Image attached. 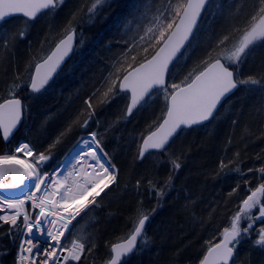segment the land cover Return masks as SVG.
Listing matches in <instances>:
<instances>
[{
    "label": "trees",
    "instance_id": "1",
    "mask_svg": "<svg viewBox=\"0 0 264 264\" xmlns=\"http://www.w3.org/2000/svg\"><path fill=\"white\" fill-rule=\"evenodd\" d=\"M65 1L54 14H43L31 23L30 27L34 30L29 27L28 35L18 42L21 45L17 50L9 51L0 46V102L8 97V86L15 75L21 73L26 77L28 62L32 60L34 64V57L47 54L51 47L47 42L40 51L41 41L45 40L47 32L60 33L70 18L68 7L72 13L82 3V0ZM163 2L150 0L151 12L147 17L144 15L146 0H105L91 20L87 16H78L75 24L76 47L72 57L39 94H31L26 86L21 88L17 95L25 105L22 124L8 143H3L0 138V155L12 153L14 146L22 140L30 143L35 154L43 152L49 155L41 169L42 173H48L60 165L84 135L96 131L103 137L102 146L118 170L117 183L106 190L107 195L102 193L97 197L99 207L90 205L69 227L74 233L90 237L97 245L94 254L88 257V264H102L109 257L110 244L126 237L130 221L137 215L138 209L151 214L145 228L149 243L145 246L140 241L139 250L127 264H198L207 250L205 242L214 236L219 238V233L229 226L231 216L246 198L247 188H255L261 182L255 171L264 166V89L259 87L250 90L249 86H240L224 102L215 119L203 126L182 131L166 153H153L143 163L134 159L140 134L164 107L162 93H154L147 107L136 110L127 119L122 118L128 103L123 94L108 104L93 100L95 116L89 126L75 127L59 143H55L70 120L86 109L85 100L101 86L102 78L126 51L128 45L125 42L138 38V31L147 25L152 13ZM249 3L250 0H212L187 51L171 66L168 83H179L199 62L211 32L226 27L230 22L229 11L234 12L239 5L247 8ZM217 4H222L223 9L213 19ZM24 21L13 18L2 24L0 45L3 38L23 26ZM25 43L31 46L26 47ZM253 56L250 55L241 65L240 71L242 75L259 78L264 71L258 68L251 71L247 67ZM118 119L119 123H114ZM110 124L114 126L105 133ZM129 136L132 137L130 142L127 140ZM176 157L180 158L182 167L175 172L171 188L160 201L163 208L157 213L161 204L151 206L155 195L150 194L147 182L149 179L162 181L167 178L171 171L169 161ZM221 161L228 167L221 170ZM237 167L244 175L235 171ZM248 169L254 171L248 172ZM137 180L141 181L139 190L136 188ZM245 180L249 182L247 185ZM237 185V191L229 195ZM263 225L258 223L256 227ZM7 230L8 225L0 227V264H14L21 237V234L15 238L6 237L4 233ZM254 236L255 232L252 240ZM65 237L72 238L68 233ZM239 247L234 261L241 260V264H247L250 253L246 252L253 248L248 239L242 240ZM241 256H244V261ZM250 257L257 260L256 264H264L258 253L252 252Z\"/></svg>",
    "mask_w": 264,
    "mask_h": 264
},
{
    "label": "snow or ice",
    "instance_id": "2",
    "mask_svg": "<svg viewBox=\"0 0 264 264\" xmlns=\"http://www.w3.org/2000/svg\"><path fill=\"white\" fill-rule=\"evenodd\" d=\"M64 2L65 0H0V21L13 14H21L25 18L23 26L3 38L0 46L5 50L12 49L18 39L26 38L33 21L43 14H54ZM104 3L105 0H82L81 6L71 13L61 32H50L41 41L40 51H43L45 42L51 45L47 54L34 57V64L32 60L28 62L25 67L26 77L21 73L15 75L8 86V97L0 103V137L3 141L9 140L21 122L25 105L17 93L24 86L32 94L45 89L65 58L73 51L78 16H87L91 20ZM211 5L212 0H164L161 7L152 13L147 25L138 31V38L125 42L128 45L126 51L112 64L107 76L102 78L101 86L85 100L86 109L70 120L55 143H59L75 127L89 126L95 116L93 100L99 104H108L123 94L128 103L122 118L127 119L133 115L134 110L147 107L154 93H162L164 107L140 134L134 159L143 163L153 151L166 153L170 140L183 129L215 119L218 106L240 86H249L250 90L255 87L264 89V74L259 78L254 75L240 78L238 75L240 66L258 46L264 45V0H250L247 8L239 5L234 12L229 11L230 22L226 27L211 32L199 62L179 83H168L170 65L178 54H184L182 49L187 51L186 46L191 43L190 38L193 37L198 20L206 7ZM215 7L217 13L213 14V19H216L223 5L217 4ZM149 12L151 3L146 0L144 15L147 17ZM96 123L99 124V121ZM114 123H119V119ZM113 126L114 124H110L105 128V133ZM89 136V140L83 141L88 150L82 155L77 153L79 159L72 164L73 171L58 179L42 173V165L50 156L43 152L34 155L27 143L18 144L11 154L0 155V188L17 187L27 177L32 181L36 192H43L36 196L30 191L25 199L0 197V212L5 213L0 214V227L8 225L4 236L15 238L19 234H26L29 237L19 244L15 264H88V257L94 254L97 247L95 242L90 237L74 233L69 226L90 205L99 207L97 197L102 193L107 195L106 190L117 183L118 171L110 160L106 165L102 159L108 156L102 146L103 137L96 131L90 132ZM179 159H170L171 171L167 178L162 181L149 179L147 182L150 194L155 195L158 205L171 188L175 172L182 167ZM227 167L221 161V170ZM235 171L244 175L238 167ZM253 171L248 169V172ZM255 171L261 182L255 188H247L246 198L242 199L238 210L231 216L229 226L219 233V238L214 236L205 242L207 251L199 264H235L238 245L246 238L251 239L253 232V247L264 252V226L256 227L258 223L264 224V166ZM9 175L12 182L5 183L4 178ZM248 183L245 180V184ZM140 185L141 181L137 180V190ZM238 188L239 185L229 195L234 194ZM89 196L91 199H88ZM26 201L31 202L33 209H38L34 217L26 210ZM150 215L143 209H138L137 215L130 221L129 233L110 244L109 257L102 264H127L130 257L139 250V241L147 246L149 241L145 226ZM45 221L51 227L45 229L42 226ZM34 229L41 235L46 231L53 243L41 249L30 238L34 235ZM66 232L71 239L65 237Z\"/></svg>",
    "mask_w": 264,
    "mask_h": 264
},
{
    "label": "rangeland",
    "instance_id": "3",
    "mask_svg": "<svg viewBox=\"0 0 264 264\" xmlns=\"http://www.w3.org/2000/svg\"><path fill=\"white\" fill-rule=\"evenodd\" d=\"M66 2V1H65ZM64 2V3H65ZM69 8L70 7H68V11H67V15H70L71 16V9L69 10ZM61 11H63V8H61ZM60 11V12H61ZM46 18L47 17H45L44 18V20L46 21ZM43 19L41 20V21H43V22H45ZM46 25V24H45ZM39 26V25H38ZM37 27V26H36ZM30 30H34V27H30ZM44 30H45V27H44ZM30 32V31H29ZM50 32V31H49ZM47 34H48V32H47ZM33 40H36V38H34ZM18 42H21V40H19V41H16L15 42V46L12 48V50H17L19 47H20V45L21 44H19ZM25 45H26V47H28L29 45L31 46V44L30 43H25ZM46 44H44V46H45ZM12 50H9V51H12ZM255 54V55H254ZM13 55H14V53H13ZM254 55V56H253ZM251 56H253L251 59H250V61H248V64H247V67H249V69L251 70V71H254L255 69H261L262 71H264V69H262V68H264V45H261V46H259V48L256 50V51H254V53L251 55ZM240 70H241V66H240ZM239 70V73L238 74H240L241 75V77L240 78H246L247 76L246 75H242L241 74V71ZM160 95V94H159ZM155 96H157V95H155ZM158 97V96H157ZM90 138H86V139H84V140H89ZM83 140V141H84ZM127 140L130 142L131 140H132V137H127ZM83 141H80L72 150H70L69 151V153L66 155V157L64 158V160L62 161V171H61V173H63V176L64 175H67L68 174V172H70V171H72L73 169H72V164L73 163H76V160L77 159H79V157L77 156V153H80V154H83V152L85 151V149H87V147L84 145V143H83ZM21 142H26V141H19L15 146H14V148H13V150H12V152H14V150H15V147L18 145V144H20ZM27 144H29L30 145V143H28V142H26ZM31 146V145H30ZM32 148V147H31ZM33 149V148H32ZM33 153H34V149H33ZM34 155H35V153H34ZM107 159H104L103 157H102V159H103V161L105 162V164L107 165V163H108V161H109V158L108 157H106ZM30 159H31V157H30ZM112 163V162H111ZM113 164V163H112ZM116 170H117V168H116ZM118 171V170H117ZM168 174V173H167ZM248 194V193H247ZM88 199H91V196H89L88 197ZM153 202H152V204H151V206H154V205H156L157 204V199H156V197H153L152 199H151ZM161 205H159V207H158V209H157V213L159 212V210H162V208H163V206H162V203H160ZM253 213L255 214L256 213V210L254 209L253 210ZM264 226V225H263ZM247 239V238H246ZM255 239V236L253 237V240ZM245 240V239H244ZM252 239H248V242H249V245L253 248V249H250V250H243V251H247L246 253H250L249 255H247V259H248V261H247V264H256L255 262H257V260H253L251 257H250V255H252V252H255V253H258V255L259 256H261V258L259 257V259L262 261H260V260H258V261H260L261 263H264V252H261V251H259L258 249H255L254 247H253V245H252ZM239 245H242V241H241V243L239 244ZM239 245H238V247H237V249L239 250L240 249V247H239ZM236 249V250H237ZM240 258H242V260L244 259V256H241ZM241 260H239V261H235V264H241V262H240ZM244 261V260H243ZM258 264V263H257Z\"/></svg>",
    "mask_w": 264,
    "mask_h": 264
},
{
    "label": "water",
    "instance_id": "4",
    "mask_svg": "<svg viewBox=\"0 0 264 264\" xmlns=\"http://www.w3.org/2000/svg\"><path fill=\"white\" fill-rule=\"evenodd\" d=\"M207 8V7H206ZM206 10V9H205ZM205 12V11H204ZM204 12L202 13V15H201V18L198 20V23H197V27H198V25H199V23H200V21H201V19H202V17H203V14H204ZM23 18V19H25L21 14H13V15H11V16H9V17H7L4 21H0V26L3 24V23H5L7 20H9V19H12V18ZM197 27L194 29V33H195V31H196V29H197ZM194 35V34H193ZM190 39H192V38H190ZM188 46V45H187ZM186 46V47H187ZM75 47H76V38H75V42H74V45H73V51L71 52V53H69V55L65 58V60H64V62L61 64V67L57 70V72L53 75V78H52V80L49 82V84L48 85H46L45 86V89L51 84V82L55 79V77L57 76V74L60 72V70L64 67V65L70 60V58L72 57V55H73V53H74V50H75ZM185 50H183L182 49V52H184ZM179 56H180V54H178V57L174 60V62L179 58ZM173 62V63H174ZM172 65H170V67H171ZM44 90V89H43ZM42 90V91H43ZM238 89H236V90H234L233 91V93H231V94H229L223 101H222V104L220 105V106H218V110L221 108V106L224 104V102L226 101V100H228L236 91H237ZM28 91L30 92V90L28 89ZM31 93V92H30ZM32 94V93H31ZM39 94V93H38ZM36 95V94H35ZM22 101V100H21ZM3 102V101H2ZM2 102H0V103H2ZM22 104H23V102H22ZM134 112H135V110H134ZM129 118V117H128ZM22 121H23V112H22V117H21V122L17 125V128L14 130V132H13V134H12V136L9 138V140L7 141V142H5V141H3V139H2V137H0L1 138V140H2V142L3 143H8L10 140H11V138L14 136V134L19 130V128H20V126H21V124H22ZM208 122H205L203 125H205V124H207ZM203 125H195V126H192L191 128H194V127H200V126H203ZM191 128H185V129H183L182 131H184V130H189V129H191ZM182 131H180L179 132V134L182 132ZM178 134V135H179ZM178 135H176V136H174L171 140H170V142H169V145L172 143V141L178 136ZM169 145H168V147H169ZM167 147V148H168ZM153 153H158V152H155V151H153ZM4 182L5 183H11L12 182V178H11V176L9 175V176H6L5 178H4ZM27 182H28V178L27 177H25L24 178V183L23 184H18V186L17 187H14V188H0V192H3V193H18V192H20V191H22L25 187H26V185H27ZM148 223V222H147ZM147 223H146V226H147ZM146 226H145V228H146ZM140 242V241H139ZM139 242H138V244H139ZM206 254V253H205Z\"/></svg>",
    "mask_w": 264,
    "mask_h": 264
},
{
    "label": "built area",
    "instance_id": "5",
    "mask_svg": "<svg viewBox=\"0 0 264 264\" xmlns=\"http://www.w3.org/2000/svg\"><path fill=\"white\" fill-rule=\"evenodd\" d=\"M30 191L37 196V194L35 192V189L32 187V182H31L30 186L19 197H17L16 199H25V197L29 194ZM28 204L31 205V202L30 201H26L25 208H26V206ZM5 211L9 212V214H10L9 210L5 209ZM36 213H38V209H33L31 207V210L29 211V214L34 217ZM49 219H51V218H49ZM42 226L45 229L51 227V225L48 224L47 221H45ZM25 238H29V237H26V234H22L19 244ZM30 238L33 239L34 242H36L40 246L41 249L46 248V247H48L49 244L53 243L50 240V238L47 236V232L46 231H45V233L43 235H41L39 232L35 231V229H34V235L32 237H30ZM17 256H18V254H17ZM17 256L15 257V261L17 259ZM15 261H14V264H15Z\"/></svg>",
    "mask_w": 264,
    "mask_h": 264
},
{
    "label": "bare ground",
    "instance_id": "6",
    "mask_svg": "<svg viewBox=\"0 0 264 264\" xmlns=\"http://www.w3.org/2000/svg\"><path fill=\"white\" fill-rule=\"evenodd\" d=\"M21 143H26V142H21ZM17 147V146H16ZM15 147V148H16ZM88 149H86L84 152H86ZM15 151V150H14ZM83 152V153H84ZM17 155H19L21 158H25L23 157V155L21 153H17ZM28 159H30V157H28ZM91 163V161H89ZM50 177H52L53 179H58L59 178V172H55L54 174H51ZM31 183V181L29 180V183L28 185ZM27 185V186H28ZM43 187V186H42ZM51 190V189H49ZM24 191V189L18 193H3V192H0V197H5L7 199H15L17 197V195L21 194L22 192ZM43 194V192L41 193V195ZM18 254V246H17V250H16V255L15 257L17 256Z\"/></svg>",
    "mask_w": 264,
    "mask_h": 264
},
{
    "label": "flooded vegetation",
    "instance_id": "7",
    "mask_svg": "<svg viewBox=\"0 0 264 264\" xmlns=\"http://www.w3.org/2000/svg\"><path fill=\"white\" fill-rule=\"evenodd\" d=\"M206 251H207V250H206ZM206 251H205V253H206ZM205 253H204V254H205ZM204 254H203V255H204ZM203 255H202V257H203ZM202 257H201V259H202ZM198 263H199V262H198Z\"/></svg>",
    "mask_w": 264,
    "mask_h": 264
}]
</instances>
